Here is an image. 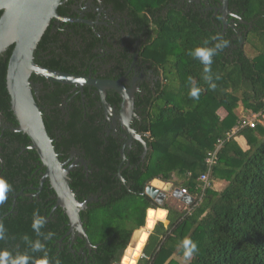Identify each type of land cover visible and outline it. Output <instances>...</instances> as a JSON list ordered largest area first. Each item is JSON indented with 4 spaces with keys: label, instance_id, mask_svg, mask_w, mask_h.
<instances>
[{
    "label": "trees",
    "instance_id": "obj_1",
    "mask_svg": "<svg viewBox=\"0 0 264 264\" xmlns=\"http://www.w3.org/2000/svg\"><path fill=\"white\" fill-rule=\"evenodd\" d=\"M235 2L238 15L252 22L253 29L242 39L234 33L233 40L232 36L220 37L229 44L212 57L207 74L204 65L189 53L197 47H214L219 42L214 39L216 32L209 24L198 25L171 14L169 20L177 36L171 42L161 41L165 54L155 55L163 71V83L155 94L146 97V102L138 104L143 131L150 135V155L145 164L133 160L134 168L122 172L125 184L117 177L116 144L103 151L96 131L81 134L73 130V124L66 126L61 119L53 121L43 113L50 137L55 125L70 130L67 145L79 142L86 157L93 159L88 177L80 169L70 174L71 188L79 201L96 198L81 213L91 250L83 238L71 239L65 211L54 210L55 192L50 185L46 183L39 191V173L45 169L39 165L42 169L36 172L33 164L40 163L36 151H23L30 139L10 129L0 131V178L11 185L7 200L0 205V223L7 230L0 250L12 255L27 253L34 260L41 258L44 253L32 252L24 240L28 236L45 245L50 264L57 260L60 264H121L133 233L145 227L148 211L163 209L168 212L169 224L161 220L155 223L137 264H179L177 260L186 264H264V0ZM51 38L48 29L36 51V63L77 74L72 68L76 66L63 58L55 56L45 63L38 60L40 49L46 50ZM246 45L254 56L247 54ZM12 50L0 57V112L8 126L16 127L6 85ZM205 75H211L215 89L210 88ZM193 87L199 89L198 99L189 97ZM241 105L246 112L261 114L263 124L236 133L235 137L247 135L246 151L238 147L235 137L225 142L211 178L213 183L227 185L221 191L208 189L198 201V178L206 171L205 158L218 140H225L239 125L237 110ZM219 108L225 110L224 116L217 112ZM174 178L178 179L175 188L186 189L196 198L194 205L185 209L167 202L159 205L143 194L153 180L170 182ZM35 193L39 196L28 197ZM34 213L46 219L43 235L37 236L32 230ZM48 233L53 235L45 239ZM185 238L198 246L191 261L183 256L181 241Z\"/></svg>",
    "mask_w": 264,
    "mask_h": 264
},
{
    "label": "flooded vegetation",
    "instance_id": "obj_2",
    "mask_svg": "<svg viewBox=\"0 0 264 264\" xmlns=\"http://www.w3.org/2000/svg\"><path fill=\"white\" fill-rule=\"evenodd\" d=\"M235 1L228 0L225 13L222 0H65L58 14L69 21L51 22L48 28L51 41L46 50L40 49L38 60L45 63L56 56L75 65L72 68L78 72L76 76L118 82L133 91L135 112L128 119L123 118V99L115 90L106 91L110 106L106 109L95 87L63 85L33 75L39 78L31 81L39 85L36 94L42 114L53 121L57 117L66 126L73 124V130L81 134L96 131L103 151L116 144L117 177L125 184L120 178L122 172L134 168L133 160L139 159L137 164H145L150 155V135L143 131L145 124L138 104L146 102V97L155 94L163 83V71L155 62V55L165 54L161 41L171 42L177 36L169 20L171 14L198 25L209 24L216 37L232 36L233 40L234 33L242 39L253 29V23L238 15ZM73 55L78 60L72 59ZM128 120L129 127L124 122ZM4 126L8 125L3 118L0 131L9 129ZM69 131L55 125L50 138L60 161L74 166L73 171L80 169L88 177L93 159L86 157V150L79 142L67 145L66 140L71 139ZM29 147L23 151L31 150ZM40 163L33 164L36 172L44 168ZM44 173H39L41 182ZM41 182L39 191H43L46 183L50 185L48 180L43 186ZM38 196L39 193L28 195ZM90 199L96 198L87 200Z\"/></svg>",
    "mask_w": 264,
    "mask_h": 264
},
{
    "label": "water",
    "instance_id": "obj_3",
    "mask_svg": "<svg viewBox=\"0 0 264 264\" xmlns=\"http://www.w3.org/2000/svg\"><path fill=\"white\" fill-rule=\"evenodd\" d=\"M64 1L0 0V57L13 47L8 61L6 85L11 98V110L18 124L16 127L4 126V128H9L15 133H22L30 139L29 148L36 151L45 168L41 185L43 186L48 180L55 192L56 206L54 210L61 208L65 211L70 227L68 234L74 240L76 235L83 238L86 247L91 250L92 244L84 228L81 213L87 209L88 203L93 199L81 202L71 188L70 174L73 172L74 166L63 164L59 159L53 141L48 135L41 108L37 103L36 88L39 85L31 81V78L36 75L53 83L82 88L84 86L95 87L99 91L106 109L110 107L106 100V91L115 90L123 99L122 111L125 119L135 112V97L133 91L124 88L118 82L76 76L40 66L35 62V52L51 22L53 20L69 21L58 14V9ZM222 2V10L226 13L228 0H222ZM2 120L3 116L0 112L1 126ZM124 122L129 127V120ZM143 145L147 147L144 142ZM120 178L123 180L121 175ZM143 194L159 205H162L169 195L188 206L192 205L194 201L191 195H183L180 188H175L174 183L163 182L159 179L148 184ZM165 223L169 224L166 220ZM144 228L133 233L129 247L134 245L137 233Z\"/></svg>",
    "mask_w": 264,
    "mask_h": 264
},
{
    "label": "clouds",
    "instance_id": "obj_4",
    "mask_svg": "<svg viewBox=\"0 0 264 264\" xmlns=\"http://www.w3.org/2000/svg\"><path fill=\"white\" fill-rule=\"evenodd\" d=\"M214 39L219 41L215 44L214 47H197L189 53V55H191L195 59H198L200 63L204 65V72L206 74L211 72L210 66L212 64V57L216 55L218 50L226 48L229 44L227 40H223L220 37H215ZM204 79L209 81L210 88L215 89L216 85L214 83H211V75H205ZM188 94L190 98L198 99L199 89L193 87L189 90ZM10 191L11 185L5 179L0 178V205H3L5 203ZM45 224L46 219L43 216H40L38 213H34L33 223L31 227L32 230L37 234V236L43 235V233H41V229L44 228ZM52 235L53 233H48L45 236V239L50 238ZM6 238L7 230L5 229L4 225L0 223V241L5 240ZM24 240L29 244L32 252H43L44 255L41 258L34 260V258L27 253H18L16 255H12L7 250H0V264H50L48 254L45 250V245L39 239L32 241L28 236H25ZM181 247L184 250V259L187 261H191L194 254L198 251L197 244L188 238H185L183 241H181ZM56 264H60L59 260L56 261Z\"/></svg>",
    "mask_w": 264,
    "mask_h": 264
},
{
    "label": "built area",
    "instance_id": "obj_5",
    "mask_svg": "<svg viewBox=\"0 0 264 264\" xmlns=\"http://www.w3.org/2000/svg\"><path fill=\"white\" fill-rule=\"evenodd\" d=\"M261 114H253L252 116L242 119L239 123V125L230 133L228 134L227 138L225 140L220 139L218 140L216 147L214 150L208 152L206 158H205V167L206 171L200 175L198 178L199 183V191L200 195L198 197V201H201L205 192L208 189L213 188V182H212V173L214 168L216 167L218 161H219V152L223 148L225 142L227 140H230L231 138L235 137L236 133H238L241 129H255L257 126V122H259V117ZM183 195H189L186 189H181ZM194 198L193 204L196 203V198ZM191 206V205H190ZM187 206V207H190Z\"/></svg>",
    "mask_w": 264,
    "mask_h": 264
},
{
    "label": "bare ground",
    "instance_id": "obj_6",
    "mask_svg": "<svg viewBox=\"0 0 264 264\" xmlns=\"http://www.w3.org/2000/svg\"><path fill=\"white\" fill-rule=\"evenodd\" d=\"M155 211L150 210L148 213V217H147V224L145 226L144 229L140 230L137 235H136V241L134 242V245L130 246L124 257H123V264H137V261L139 259V257L142 254V250L148 240L149 237V233L151 230H153L156 221L153 219V215H154ZM165 213V212H164ZM159 219L164 218L163 216L158 215ZM133 258V260L131 262H129L131 259Z\"/></svg>",
    "mask_w": 264,
    "mask_h": 264
},
{
    "label": "crops",
    "instance_id": "obj_7",
    "mask_svg": "<svg viewBox=\"0 0 264 264\" xmlns=\"http://www.w3.org/2000/svg\"><path fill=\"white\" fill-rule=\"evenodd\" d=\"M222 116H224L225 115V113L223 112V113H220ZM244 137L245 138H247V136H245L244 135ZM242 139V137H240V140ZM243 143V144H242ZM242 145H239V147L242 149V151H246V150H248L249 149V145H248V143H246V141L244 140V141H242ZM246 144V145H245ZM170 182H172V183H174V186H175V184L176 183H178V179L177 178H174L172 181H170ZM226 185H227V183L226 182H215V183H213V187H214V189H216L217 191H221V190H223L225 187H226ZM171 202L172 204L173 203H179L178 204V206H179V208L181 207V206H183L184 208H188L187 206L188 205H186L185 203H183V202H181V201H178L177 199H175L174 197H172V195H169L168 197H167V199L165 200V202ZM153 211H155V213H154V215H153V219L156 221H159V220H161V221H165L166 220V218H167V215H168V212L166 211V210H163V209H157V210H153ZM165 212V213H164ZM158 215H160V216H163L164 218H162V219H159L158 218ZM156 221V222H157ZM152 231V230H151ZM151 231H150V233H151ZM149 233V234H150ZM147 243V242H146ZM146 245V244H145ZM145 247V246H144ZM144 249V248H143ZM143 257V250H142V254H141V256H140V258H142ZM133 260V258L129 261V262H131ZM178 262H179V264H184L182 261H180V260H177Z\"/></svg>",
    "mask_w": 264,
    "mask_h": 264
},
{
    "label": "rangeland",
    "instance_id": "obj_8",
    "mask_svg": "<svg viewBox=\"0 0 264 264\" xmlns=\"http://www.w3.org/2000/svg\"><path fill=\"white\" fill-rule=\"evenodd\" d=\"M246 52H247V54H249L250 56H254L255 55V52L252 50V48L249 46V45H246ZM219 107V106H218ZM217 112L218 113H225V110L224 109H222V108H219L218 110H217ZM237 114L239 115V117H240V120H242V119H245V118H248V117H250V116H252L254 113L253 112H246L245 110H244V108H243V106L241 105L239 108H238V110H237ZM262 125L263 124V119L261 118V116L259 117V122H257V125ZM245 136H247V135H245ZM240 137H242V139L240 140ZM234 140H235V142L237 143V145H238V147H239V145H242L243 143H242V141H246V143H248V141H247V138H245L244 137V135L242 134V135H239V136H236L235 138H234ZM242 143V144H241ZM246 145V144H245ZM240 148V147H239ZM169 205H171V206H173V207H175V208H178V209H185L183 206H181L180 208H179V206H178V202L177 203H171L170 201L169 202H167ZM184 264H186V263H184Z\"/></svg>",
    "mask_w": 264,
    "mask_h": 264
}]
</instances>
